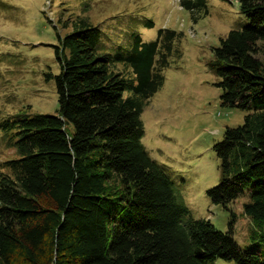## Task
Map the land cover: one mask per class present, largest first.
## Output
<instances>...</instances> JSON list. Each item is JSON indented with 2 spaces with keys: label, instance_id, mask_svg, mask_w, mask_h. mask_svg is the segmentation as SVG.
<instances>
[{
  "label": "trees",
  "instance_id": "16d2710c",
  "mask_svg": "<svg viewBox=\"0 0 264 264\" xmlns=\"http://www.w3.org/2000/svg\"><path fill=\"white\" fill-rule=\"evenodd\" d=\"M237 1L248 23L219 38L211 66L221 102L249 112L214 144L223 170L207 193L224 207L246 193L244 212L261 227L264 0ZM179 5L193 21L208 14V0ZM71 28L54 45L59 73L46 74L54 80L56 112L23 109L0 117L5 144L18 153L0 172V264H214L217 258L264 264L259 249L239 247L233 219L221 231L191 217L141 142V113L163 86L183 32L159 28L150 41L133 32L123 52L118 45L107 50L100 28L86 17ZM119 62L130 69H119Z\"/></svg>",
  "mask_w": 264,
  "mask_h": 264
},
{
  "label": "rangeland",
  "instance_id": "374dc122",
  "mask_svg": "<svg viewBox=\"0 0 264 264\" xmlns=\"http://www.w3.org/2000/svg\"><path fill=\"white\" fill-rule=\"evenodd\" d=\"M77 17L100 28L107 50L118 45L128 51L133 32L143 41L155 39L159 28L183 32L163 71V86L141 113V142L191 217L209 219L221 231L229 230L233 219L232 234L239 247L264 254V226L243 209L248 195L243 193L224 207L214 204L207 193L220 182L223 170L214 144L223 139L227 127L242 124L249 112L221 102L220 78L211 66L219 38L248 23L238 1L208 0V14L193 21L178 0H0V117L23 109L56 112L54 80L46 74L59 73L54 45L71 31ZM123 63L117 67L127 70ZM6 138L0 133V172L6 171L3 161L18 155L7 147ZM214 264L237 263L217 258Z\"/></svg>",
  "mask_w": 264,
  "mask_h": 264
}]
</instances>
